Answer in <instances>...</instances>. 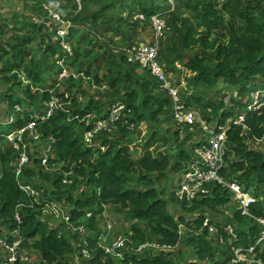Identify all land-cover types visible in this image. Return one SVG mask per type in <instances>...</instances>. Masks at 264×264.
<instances>
[{"label": "trees", "instance_id": "16d2710c", "mask_svg": "<svg viewBox=\"0 0 264 264\" xmlns=\"http://www.w3.org/2000/svg\"><path fill=\"white\" fill-rule=\"evenodd\" d=\"M68 1L74 3V0ZM90 1L99 4V8L95 11L84 8L83 12L73 13L76 15H65L73 24L67 41L73 44L80 34L72 46V61L56 36V27L49 21H41L46 14L42 12L40 1L31 7L38 15L24 20L22 17L19 20V16L13 17V27L20 29L18 25L21 24L29 33L32 31L34 38L25 35L14 43L5 42L2 37L9 26L7 18L0 17V60L11 58L0 69V76L13 87H22L21 73L29 82L22 91L23 96H14L9 92L2 97L8 103L6 116L12 114L14 121L6 126L0 124V146L3 147L0 150V242L6 241L10 245L17 240L12 235L18 226L15 215L19 213L22 217L20 235L25 238L19 249L27 250L31 253L29 256L34 254L40 264H76L75 259L82 258V249L89 250L91 254L89 259L83 257V264H183L172 257L174 251L159 255L148 252L141 256L136 251L132 255L125 252L124 260L106 254L99 242L105 230L100 233L98 216L111 206L130 223L131 233L127 236L136 249L146 242L178 246L185 238L197 255V260L185 264H231L235 249L248 248L258 240L262 226L255 219L264 218V145L255 144L257 139L264 137V106L257 111H247L251 92H264V1L232 0L220 7L216 0H176L182 11L177 6L173 9L166 3L168 0ZM251 1H262V6L253 7ZM185 10L194 13L193 24L189 18H182L181 12ZM126 12L136 15L135 20L125 18L123 13ZM140 14L148 19L154 14H161L167 21L169 30L160 40L159 62L164 65L167 74H178L183 81L188 80L187 90L191 92L184 100L181 95L184 108L196 106L209 121L217 120L220 125H230L227 130V167L222 175L256 198V202L249 207L252 217L242 215L239 204H236L234 216L228 218L227 223L209 220L208 226L204 227L207 214L211 217L231 204L232 193L219 185H211L210 195L196 200L189 207L188 203L176 199V184L169 199L165 197V190L160 189V183L168 180L169 170L183 169V164L192 161L193 151L199 143L194 141L187 148L188 140L180 141L176 126L173 134L179 146H176L175 153L151 147L158 139L167 141L163 134L169 133L170 129L165 130L163 125L174 123L172 97L148 70L141 74L135 72L127 61L126 53L118 52L114 38L107 36L122 35L129 43L136 38L138 30L142 32L149 25V22L143 23L138 19ZM33 17L43 24L32 22ZM129 29L133 32L131 35ZM171 42L173 47H170ZM33 43L36 47L29 49L28 46ZM84 43L88 47L92 44V50L82 47ZM43 44L46 45L42 49L40 45ZM95 48L99 49V53ZM42 53L55 57L54 66L40 58ZM91 55L98 69L84 71L85 75L92 77L97 85L107 81L109 87L115 89L113 96L123 91L119 98H111L103 104L93 98L87 99L77 87H73V79L61 81V88L55 87L63 69L58 61L64 59V66L71 67ZM104 67L108 74L101 78L99 70ZM221 81L227 89H234L242 96L232 107H225L223 102L217 104L212 98ZM181 84L174 82L177 88ZM192 87L194 90H191ZM198 88L202 91H196ZM66 92H71V98H64ZM53 95L69 105L66 107L69 112L59 109L51 118L41 121L38 116L46 113L47 103ZM79 97L85 101H79ZM118 101L126 106L123 113L126 117L122 116L115 125L121 138H103L101 146L87 147L83 142L86 128L81 118L86 114L104 118L111 105ZM17 105L21 107V112L15 113ZM242 113L246 115L249 129L246 133L233 121L230 122ZM31 120L38 122L43 141L55 140V158L51 162L58 164L61 174L55 176L52 182L45 183L58 170L45 171L41 161L34 158L24 170L21 180L34 186L43 197L68 205L69 224L62 220L58 228H50L42 220L41 212L30 208L32 200L20 190L14 175L12 162L17 153L4 137L11 130L23 128ZM142 123L147 125L150 138L142 147V156L137 157L130 137L134 132L132 126ZM102 137L105 133L98 136L100 140ZM188 138L189 135H186ZM172 159H176L173 164ZM69 172L71 176L67 175ZM64 179L70 180L71 184H66ZM44 189L49 196L43 194ZM172 200L179 203L184 211L196 213L197 218L192 221L185 216H173L168 209ZM40 207L35 203L34 208ZM89 212L92 217L87 219ZM183 225L189 229L194 226L190 231L194 230L196 234L186 232L181 237L180 226ZM82 226L87 234L76 230ZM228 226L232 227L233 233L229 232ZM210 227L216 229L213 235ZM2 256H5L4 252ZM260 257L264 261V249Z\"/></svg>", "mask_w": 264, "mask_h": 264}, {"label": "built area", "instance_id": "2783aa9c", "mask_svg": "<svg viewBox=\"0 0 264 264\" xmlns=\"http://www.w3.org/2000/svg\"><path fill=\"white\" fill-rule=\"evenodd\" d=\"M65 0H53L49 5L43 4V11L50 19V22L56 27V36L61 40V46L69 55H73L72 45L68 42L67 38L70 36V29L73 27L70 20L62 14ZM218 5L228 3L232 0H216ZM76 5V12L82 11L83 0H74ZM138 19L141 22H149L153 33V40H144L137 42L134 46L129 48L126 52L127 61L131 64L138 65L144 70H148L150 74L160 83L161 88L168 91L173 100L174 123L176 126H197L204 131V137L198 138L199 146L195 148L192 161L188 163L187 167L181 174L175 190L176 199L179 202L188 203L192 205L196 200H201L210 195L211 185H219L233 194V199L239 204L242 215L252 217L249 207L256 202V198L249 192L244 190L238 183L232 182L222 175V171L227 167L226 152L228 143L229 127L227 125H220L217 120L209 121L204 118L199 110L194 108H184L181 98L180 88L173 86L169 80V75L165 72L164 66L159 62L160 40H162L167 31V21L161 14H154L149 19L144 14H140ZM65 60L61 59L62 71L58 75V82L72 78L79 80L85 79L84 73L76 74L69 72L64 66ZM52 93V91H51ZM65 99L71 98L69 92L64 94ZM237 95V94H236ZM82 101V98H78ZM63 99L53 95L51 100L47 103L46 113L38 116L41 121L51 118L57 110L63 109L66 113L69 110L65 107L62 108ZM264 106V92L253 91L250 94V101L247 105V111H257ZM125 104L121 101L115 102L111 105L109 113L104 118H96L94 114H86L81 118L84 124L85 131L83 133L84 144L91 148L99 144L98 136L101 133L111 132L121 119L125 111ZM15 112H21L20 106H15ZM245 113L238 115L235 119H231L233 124L242 128L243 132L249 131L245 122ZM71 120V119H70ZM14 121V116L10 117L7 124ZM7 124H4L5 126ZM7 143L13 147L17 153V157L12 162L14 167V175L18 180L19 188L29 199L32 200L30 208L39 210L43 217L53 216L57 219L65 220L69 224V214L64 207L58 202L44 198L39 190L34 188L31 184H25L21 180L24 170L32 164L34 158L41 161V165L45 171L51 172L58 170V164L51 162L55 158V150L53 149V138L43 141V136L39 132L38 122L31 120L26 126L21 129L11 130L7 135H4ZM257 143L264 145V137L256 140ZM32 143V144H31ZM33 143L35 146H33ZM66 184H71V181L64 179ZM35 203L39 204L40 208H34ZM23 207V206H21ZM17 221L21 223L19 213H16ZM15 215V217H16ZM87 217H91L88 214ZM262 226V230L258 240L248 248H238L234 250V258L231 264H264L263 259L260 257L264 249V218L255 219ZM17 223L18 225H20ZM209 219L206 218L204 227H207ZM227 229L233 233L232 227L228 226ZM112 230V226H108L107 231H104L99 237L100 245L104 246L106 254L115 255L116 259L124 260L125 252L133 254L136 251L138 255H144L151 252L152 254H164L175 251L177 246L146 242L136 247L129 236L115 235L108 236ZM211 233H216V229L209 228ZM81 233L85 232V227L79 228ZM107 232V234H106ZM183 229L180 226V235ZM14 234H20V226L16 227ZM105 234V235H103ZM16 237V236H15ZM17 240L13 244L2 243L3 252L5 256L0 258V264H23V261H29L30 256L26 250L19 249L21 238L16 237ZM110 239V243L107 244ZM260 248V249H259ZM81 255L89 259L91 254L89 250L82 249ZM131 264V263H129Z\"/></svg>", "mask_w": 264, "mask_h": 264}, {"label": "rangeland", "instance_id": "374dc122", "mask_svg": "<svg viewBox=\"0 0 264 264\" xmlns=\"http://www.w3.org/2000/svg\"><path fill=\"white\" fill-rule=\"evenodd\" d=\"M7 1L8 0H0V17L7 18L6 22L9 26V30L6 33V35L3 36L2 38L5 42L9 41V43L10 42L14 43L15 41H18L19 38H21L22 36H25V35L26 36L29 35V37L34 38V34H32V31L29 33V31L25 27H22L21 24L18 25V26H20V29L16 30L15 27H13V17L14 16H19V20H21V17H22V20H24L26 18H30L31 16H36L38 14H35L31 10V7L34 3L40 1L41 7H42L43 4L49 5L50 3L53 2V0H15L12 2L11 1L7 2ZM245 1L248 2L249 0H245ZM166 3L168 5H171V7L173 9H175L177 6V8H180V11H182V6L179 5L176 0H170V1L168 0V1H166ZM159 4H162V3H159ZM261 4H262V1H251V3H250V5L253 7L258 6V5L262 6ZM63 5H64V7L62 9L63 15H66L67 13H72V15H76V14H73V13H76V8H75V5L73 2H71V1L69 2L68 0H65ZM263 6H264V2H263ZM84 8L90 9L91 11L92 10L95 11L99 8V4H94L90 0H84L83 1V9L80 12H83ZM42 12L44 13L43 7H42ZM123 14H124L125 18H132V20H135V18H136V15L131 16V15H129V12H126ZM181 16H182V18H185V17L189 18L191 24H193L192 21H194L195 17H194V13L192 11L185 10V11L181 12ZM38 20H40V19H38L37 17L32 18V22H35L36 24H39V25L43 24L42 22L38 23L37 22ZM43 20H46V22H48V21L50 22V19L47 18V15L42 17L41 21H43ZM68 20H70V19H68ZM3 22H4V20H3ZM71 24H72V22H71ZM72 26H73V24H72ZM80 30H83V28H80ZM129 32H130V35H131V33H133L131 29H129ZM167 33H168V31H167ZM78 36H80V34ZM78 36L75 37L73 44L70 42L72 46L75 45V43L77 42V40L79 38ZM107 36H109V37L112 36L114 38V41L116 42L115 49H117L118 52H124V53H126L129 48L134 46L139 41L153 40V33H152L150 25H148L142 32H139V30H138V35L136 36V38L133 39L132 41H130L129 43L126 41L125 37L122 35H116L115 36L112 34H107ZM167 37H170V35H168ZM174 43H175V41H174ZM44 45H46V44L40 45L42 49L44 48ZM89 46L90 47H88L85 43L82 45V47L87 48V49L90 48L92 50V47H91L92 44ZM173 46H174V44L171 42L170 47H173ZM35 47H36V43H33V44L28 46L29 49H31V48L34 49ZM95 51L97 53H99L98 48H95ZM71 57L72 58L70 61H72L74 56L71 55ZM40 58L42 60L50 63L51 65H53L55 63V57L47 56V55H44L42 53L40 55ZM10 59H11L10 57H6L3 61L0 60V69L3 68L4 65L7 63L6 60H10ZM38 60H39V58H38ZM70 61H68L69 64L71 63ZM27 62H28V60H27ZM58 63H60V61H58ZM59 65L62 67L61 64H59ZM63 66H64V64H63ZM131 67L138 74H141L142 72H144V69H142L138 65L134 66L133 64H131ZM65 68L71 73L80 74V73H84V71H87V70H91V71L97 70L98 66L93 63L92 55H91L87 58L79 60L77 63H75V65H73L71 67L66 66ZM99 73H100L101 78L108 74L105 67L102 70H99ZM168 75H169V80H170V82H172L173 86H174V82L179 81L180 84L183 82L179 88H180V93L182 95V98L184 100L185 97L187 96V94L191 92L190 90H187L188 80H187V82L185 79L183 81L182 77L178 74L168 73ZM26 79L27 78L24 76V74L21 73L20 82L22 84V87H18V86L13 87L11 84L5 83L0 76V124L1 125L7 124L10 120V117L12 116V114L10 116H6L7 115L6 112L9 109H8V103L6 101H3V99H2L3 94L10 92L14 96H23L22 91L24 90V88L27 85H29V82L26 81ZM69 79H72V78H69ZM69 79H67V80H69ZM75 81H76V83H75ZM50 85L52 86V83H50ZM55 87L61 88L62 87L61 82H58L55 85ZM73 87H77L78 90H80V92H82L83 97L86 96L87 99L92 100V98H93L94 100H99V102H101L102 104L107 100H111V98H119V96L123 92L122 91L121 94H118L117 96L116 95L113 96V94L115 93L114 92L115 89H111L109 87L107 81L102 83V85H97L94 82V79L92 77H87V76L85 79L80 78L79 80H74L73 81ZM227 88L228 87H226V84H223V82L221 81V83L217 87V91H213V97L212 98L215 102H217V104L220 102H223L225 107H232L236 102H239L241 100L242 96H240L236 90L227 89ZM122 89H123V87H121L120 90H122ZM192 89L194 90L193 87L191 88V90ZM62 90H64V89L62 88ZM198 90L202 91V89H200V88H198L196 91H198ZM70 94H71V92H70ZM206 98L207 97L204 95V99H206ZM82 101L84 102L85 99ZM67 106H69V105H66L65 102H62V108H65ZM193 108L196 110H199V108L196 106H193ZM201 114L204 115L202 112H201ZM163 127L165 128V130L170 129L169 133L166 132L163 134L164 136H166L167 141L163 142V141L158 139L157 141L154 142V144L151 147L156 149L157 151L158 150L163 151L166 149V150H168V152L173 154L176 151V146H177V148L179 146V143L176 142V140H175L176 136L173 134V131L177 130L176 126L174 125L173 122L172 123L169 122V123H165L163 125ZM132 131H134L133 136L130 137V140L132 141V144H133L132 148L136 152V156L139 157V156H142V154H143L142 147L145 146V143L149 140L150 132H149L147 125L144 123L140 124L139 126H132ZM178 131L180 132L179 133L180 141L188 140V143H186L187 148H189V144L191 142L196 141L199 137H204V131L201 130L200 127H197V126H193V127H183L182 126L180 128V130H178ZM186 135H189L188 139H186ZM103 138H108L111 140H117V138L120 139L121 137H120V133H118L117 127L115 126L111 132H106L105 137H102L101 140H100V138H98L97 141L100 143L95 145L94 147L101 146V142L103 141ZM255 144L260 145L259 143H257V141H255ZM0 150H3L2 146H0ZM174 161H176V159H174V160L172 159L171 164H173ZM0 166H1V163H0ZM59 170H58V172L55 173V175H50L49 181H47L45 183L52 182L55 179V176H57L58 174L60 175L61 171H59ZM181 173H182V169L169 170L168 171V180L166 179L160 183V186H161L160 189L165 190V192H166L165 197H167V199L170 198V195H171L172 191L174 190V186L177 183ZM67 175L71 176L72 173L69 172V173H67ZM42 192L44 195L49 196L48 191L46 192L45 189ZM44 198H46V197H44ZM235 203H236V201H234V203L230 204V206L228 205L225 208L219 209L220 211L215 212L213 214V216H211V217L207 214L208 218L210 220H213L214 222H217V223H227V219L232 218L234 216L235 206H236ZM61 204L64 206V209L66 210V212H68V209H69L68 205L64 204V203H61ZM189 207H192V206H189ZM168 209H169V212L173 216H175L176 218H178L180 216H185L186 218H188L187 220H192V221L195 218H197L196 213H190V212L184 211L182 209L181 205L177 202H174L173 200L170 201V203L168 204ZM195 214H196V216H195ZM20 218L22 219L21 215H20ZM98 218H99L98 220H99L100 233H102L104 231V229H107L108 226H110V227L112 226L111 233L108 234V236H112L113 234L127 236V234L131 233L130 223L126 222L123 219V216L120 215L119 212L116 209H113L111 206H107L106 211L102 215L98 216ZM16 220H17V215H16ZM42 220L47 222L49 224L50 228H58L59 224L62 222L61 219H57L53 216L42 217ZM17 223H19V221ZM191 223L193 225H195L194 222H191ZM18 226H20V229H21V224ZM183 228H184V231H183L184 233L190 232V233L196 234V232L194 230L190 231L192 228L189 229L186 226H183ZM213 234L214 233H212V235ZM15 236L22 238V240L25 239L20 234L19 235L14 234L13 237L16 238ZM185 240H186L185 238H182V240L180 241V243L176 247L175 251L172 252V254H171L173 258H175L177 261H180L183 264H185V262H188L191 260H197V255H196L195 250L193 249V246L190 245L189 243L185 242ZM109 243H110V239L108 240L107 244H109ZM77 251L78 250H76V252ZM2 253H3V247H2V244L0 243V257L2 256ZM77 255L81 256L79 252H77ZM81 257H82L81 259H79V258L75 259L76 264H83V262H84L83 256H81ZM35 260L36 259H34V256L31 255L30 260L29 261H23V264H40L38 261H35Z\"/></svg>", "mask_w": 264, "mask_h": 264}, {"label": "clouds", "instance_id": "9594fccd", "mask_svg": "<svg viewBox=\"0 0 264 264\" xmlns=\"http://www.w3.org/2000/svg\"><path fill=\"white\" fill-rule=\"evenodd\" d=\"M203 116H204V115H203ZM204 118H205V117H204ZM215 121H216V120H215ZM174 125H175V123H174ZM225 125H227L228 127L230 126V125H228V124H225ZM175 126H176V125H175ZM181 127H182V126H181ZM181 127H178V130H180ZM183 127H193V126H183ZM197 140H198V139H197ZM197 140L195 141L196 143H198ZM193 142H194V141H193ZM193 142H191V143H193ZM191 143L189 144V146L191 145ZM194 151H195V150H194ZM194 151H193V156H194ZM187 165H188V164H183V165H182V166H183L182 173H183V171L185 170V168L187 167ZM182 173H181V174H182ZM180 176H181V175H180ZM180 176H179V178H180ZM178 180H179V179H178ZM177 182H178V181H177ZM176 184H177V183H176ZM191 206H192V205H191ZM88 214H91V212L87 213V215H88ZM19 215H20V214H19ZM87 215H86V218H87V219H89V218L92 217V214H91V217H89V218L87 217ZM42 217H43V216H42ZM208 219H209V218H208ZM209 220H210V219H209ZM21 222H22V219H21ZM19 224H21V223H19ZM183 226H184V225H183ZM183 226H182V229H183V231H184ZM107 228H108V227H107ZM76 230H77L78 232H80V231H79V228H77ZM104 230L107 231V229H104ZM80 233H81V232H80ZM106 233H107V232H106ZM110 233H111V232H110ZM82 234H87L86 228H85V232L82 233ZM183 234H184V232H182L181 237L183 236ZM21 243H22V238H21ZM21 243H20V244H21ZM26 251H27V250H26ZM27 252H28V251H27ZM28 253H29V252H28ZM29 254H31V253H29ZM32 255L34 256V259H36V258H35V255H34V254H32ZM35 261H36V260H35Z\"/></svg>", "mask_w": 264, "mask_h": 264}, {"label": "crops", "instance_id": "0c3cea01", "mask_svg": "<svg viewBox=\"0 0 264 264\" xmlns=\"http://www.w3.org/2000/svg\"><path fill=\"white\" fill-rule=\"evenodd\" d=\"M10 1L12 2V1H15V0H8L7 2H10ZM234 201H235V200H234V199H232V202H231V204H232V203H234ZM236 204H237V202L235 203V205H236ZM229 206H230V205H229Z\"/></svg>", "mask_w": 264, "mask_h": 264}, {"label": "bare ground", "instance_id": "6f19581e", "mask_svg": "<svg viewBox=\"0 0 264 264\" xmlns=\"http://www.w3.org/2000/svg\"><path fill=\"white\" fill-rule=\"evenodd\" d=\"M15 113H16V112H15ZM15 113H14V114H15ZM74 116H75V115H74ZM16 119H17V118H16ZM16 119H15V120H16ZM40 165H41V164H40Z\"/></svg>", "mask_w": 264, "mask_h": 264}]
</instances>
